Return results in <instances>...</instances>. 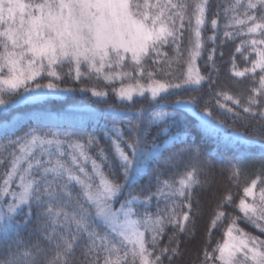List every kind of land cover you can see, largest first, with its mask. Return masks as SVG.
<instances>
[{
  "label": "snow or ice",
  "instance_id": "6c2138e0",
  "mask_svg": "<svg viewBox=\"0 0 264 264\" xmlns=\"http://www.w3.org/2000/svg\"><path fill=\"white\" fill-rule=\"evenodd\" d=\"M209 6L210 0H0V116L7 117L0 120V136L17 130L25 115L33 125L0 145V168L6 165L0 171V264H163L165 256L171 264L180 254L179 235L192 234L188 224L194 223L195 190L207 183L201 176L211 167L213 154L202 153L187 143L186 133H173L167 126L149 141L151 124L171 115L167 112L154 110L145 122L139 113L128 119L127 109H113L105 122V147L83 129L53 130L48 126L49 105L73 91L57 82L65 65L67 75L74 72L77 81L81 76L120 80L121 86L112 91L122 101L134 102V96L146 92L156 100L164 99L161 94H177L175 90H198L209 79L197 66ZM223 12L224 37H242L235 53L250 62V67L238 69L234 53L230 71L237 78L250 74L254 87L243 103L240 96L217 91L216 106L254 125L252 136L239 131L234 135L241 144L259 145L261 168L235 205L242 217H228L222 242L212 251L205 247L201 264H264V239L237 224L243 219L264 234V0H227ZM218 15L210 21L214 34L207 39L213 43ZM165 46L171 47L173 57L163 51ZM208 61L214 68L212 53ZM175 64L186 68L177 74ZM45 77L46 83L39 82ZM81 91L107 95L95 87ZM175 103L196 116L208 135L228 127L208 107L197 111L196 96ZM17 105L32 112L21 114L15 111ZM245 155L223 161L230 179L238 182ZM161 158L164 167L176 170L167 179H162L159 163L149 169ZM117 168L119 181L114 179ZM145 176L147 183L136 192L134 186ZM153 185L155 191L141 194ZM232 199L227 194L221 200L209 236L227 215L220 209ZM20 214L22 221L16 219ZM169 226L175 231L160 247ZM25 231L27 238L21 235Z\"/></svg>",
  "mask_w": 264,
  "mask_h": 264
},
{
  "label": "trees",
  "instance_id": "16d2710c",
  "mask_svg": "<svg viewBox=\"0 0 264 264\" xmlns=\"http://www.w3.org/2000/svg\"><path fill=\"white\" fill-rule=\"evenodd\" d=\"M227 0H210L209 10L206 13L207 24L202 32L204 38V50L202 51L201 58L197 60V66L200 69L201 75L209 76V79L205 81L198 90L184 91L175 90L177 94L168 95L162 94L164 99L158 98L155 102L149 101L145 98H135L134 102L120 101L115 93L112 91L113 88H119L121 81L116 80L113 82H107L103 79H97L92 76H81L80 80L77 81L72 76L67 75L68 66L65 65L60 71L62 72L63 79L57 81L62 88H70L73 91L65 92L59 97L56 102L49 105V122L48 126L53 130H69L76 131L83 129L92 135L99 138V143L102 146L107 147L109 141L105 139V122L110 120L111 112L113 109H127L129 112L128 119H134L135 115L139 113L142 119L146 122L150 117L151 113L155 111H163L170 113L171 115L165 116L159 121H154L150 126L148 134V140L150 141L161 128L166 126L170 128L173 133L181 131L186 133L187 143L192 144L200 149L204 154L212 153L215 159L210 168L207 169V174L201 176L202 181L207 183L195 190L193 198L194 213L192 214V221L189 222L188 228L192 233L180 234L179 235V248L180 254L174 257L171 264H201L203 259V251L207 247L208 251H212L217 241L223 240V232L228 227L230 216L242 217V214L235 205L243 195V187L247 185L256 175L258 170L261 168L259 160L256 158L259 153V145H244L239 143L235 137V132H244L248 136L253 135V124H245L243 121L234 119L231 115L224 113L216 106V97L214 95L217 91H227L235 96H240L242 103L246 101L247 96L250 94V88L254 87L251 83L252 76L249 74L244 78L234 77L230 71L232 66L233 54L235 53L236 46L240 43L242 37L235 39L225 38L223 33L225 31L226 20L224 18L223 9L226 6ZM218 15L219 20V31L216 34L215 43L208 40L209 36L214 34L211 27V19ZM187 26V21L185 22ZM230 30V29H229ZM189 33L185 31L183 47L186 49L188 44ZM247 38V37H243ZM221 40L224 43L221 44ZM213 49L214 52H213ZM164 52L168 53V57L174 56L171 47L165 46ZM212 53L214 58L215 67L211 66L208 61L209 54ZM184 56H187V52H184ZM254 58V57H253ZM235 61L238 69L243 70L246 67H250V62H245L243 55L235 53ZM147 66L154 70L151 59L146 61ZM186 65L175 64L173 71L177 74L185 70ZM259 73H257L258 79ZM157 79L161 76L157 74ZM47 77L39 82L46 83ZM130 81L124 80V84H128ZM143 83L147 84V79L143 80ZM95 87L97 90H103L107 93L104 97L93 96L91 91H81V89H91ZM190 96L198 97V103L196 105L197 111H202L204 107H208L215 117L224 121L228 127H225L218 135H208L199 127L198 119L196 116L188 112L182 105L176 104L175 101L178 99H188ZM231 105V102H229ZM112 106V108H109ZM15 111L21 114H30L32 110L25 105L15 106ZM242 112V108L237 109ZM7 117L0 116V120L6 119ZM33 127L28 122V116H24V122L18 126L9 136H0V145L5 141L14 139L20 136L29 128ZM121 127H124L123 125ZM233 133V138L230 140L228 134ZM125 138H128V133L125 130ZM163 139V137H161ZM179 146V145H177ZM93 153L96 151L92 150ZM110 151V149H109ZM167 152L164 154L167 156ZM246 154L244 157V163L240 169L239 180L234 181L230 179V169L226 162L234 156ZM159 163L163 171L162 179H167L168 176L176 171L175 169L164 167L163 158L159 162L153 161L149 165V169L157 167ZM89 171L91 166L88 165ZM6 169V165L0 168V171ZM179 170H183V165L180 166ZM107 172V168H105ZM117 175L114 177L117 181L121 180L119 176V168L116 169ZM148 177L145 176L138 184L134 186L136 192H140L141 185L146 184ZM149 191H155V185L151 188L145 189L141 194L147 195ZM227 194L232 195V204L226 205L220 209L227 215L223 219V222H218L217 226L212 230L209 236V226L212 218L215 216L217 207L220 204L223 197ZM120 199H124L123 196ZM7 203V200L4 201ZM198 202V203H197ZM119 201L116 202L118 206ZM163 206V204H161ZM26 211V210H25ZM150 211H155V200H153V206ZM18 221L24 219V215L20 214L16 216ZM238 227L242 230L251 233L254 236H260L264 239V234L245 223L243 219H238ZM31 227V226H30ZM175 231L171 226L166 229L165 234L161 237L160 247H164L169 242V237ZM22 237L27 238V231L23 232ZM32 239H35L33 237ZM169 245V247L174 246ZM163 264H169L168 256L163 258Z\"/></svg>",
  "mask_w": 264,
  "mask_h": 264
},
{
  "label": "rangeland",
  "instance_id": "374dc122",
  "mask_svg": "<svg viewBox=\"0 0 264 264\" xmlns=\"http://www.w3.org/2000/svg\"><path fill=\"white\" fill-rule=\"evenodd\" d=\"M94 77H95V76H94ZM101 79H102V78H101ZM161 95H162V94H161ZM145 97H147V98L149 99V101H151V102H155V101L158 99V98H157L156 100L151 99L150 94L147 93V92L145 93V95H144L143 97H141V96H134V99H135V98H140V99H141V98H145ZM120 101H122V100H120ZM118 206H119V204H118Z\"/></svg>",
  "mask_w": 264,
  "mask_h": 264
}]
</instances>
